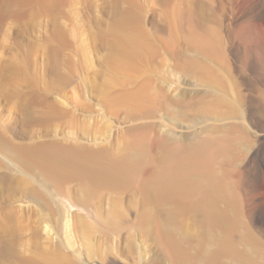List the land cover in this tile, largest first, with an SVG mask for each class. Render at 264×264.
<instances>
[{
    "label": "rangeland",
    "instance_id": "obj_1",
    "mask_svg": "<svg viewBox=\"0 0 264 264\" xmlns=\"http://www.w3.org/2000/svg\"><path fill=\"white\" fill-rule=\"evenodd\" d=\"M214 141L264 245V0H0V264H203V199L162 194V144ZM137 142L122 178L79 172Z\"/></svg>",
    "mask_w": 264,
    "mask_h": 264
},
{
    "label": "bare ground",
    "instance_id": "obj_2",
    "mask_svg": "<svg viewBox=\"0 0 264 264\" xmlns=\"http://www.w3.org/2000/svg\"><path fill=\"white\" fill-rule=\"evenodd\" d=\"M195 40L202 48L211 49L217 46V39L213 35L195 37ZM145 147L137 142L132 154L123 162L108 163L107 167L97 168L96 171L80 167L79 172L90 175L91 179L97 182L110 176L122 178L140 166L147 152ZM162 148L172 158L171 164L160 176L162 194L185 195L198 191L203 199L200 204L204 214L203 230L210 247L203 254L204 257L202 256L203 264H222L223 260H227L228 264H264V245L245 226L235 191L223 184L214 169L217 155L227 153L228 146L214 141L188 147L178 143H165ZM51 165L55 172L59 170L53 163ZM94 186L91 181L88 192H91ZM221 204L225 207H221ZM235 232L240 233L243 249H238L231 238ZM179 257L180 264H198L200 260L184 252L180 253Z\"/></svg>",
    "mask_w": 264,
    "mask_h": 264
}]
</instances>
